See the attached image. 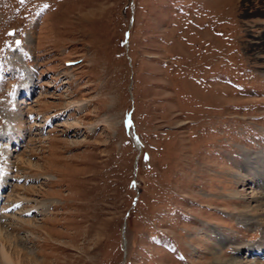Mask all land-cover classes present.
Masks as SVG:
<instances>
[{
    "label": "rangeland",
    "instance_id": "obj_1",
    "mask_svg": "<svg viewBox=\"0 0 264 264\" xmlns=\"http://www.w3.org/2000/svg\"><path fill=\"white\" fill-rule=\"evenodd\" d=\"M247 4L0 0L2 139L18 114L29 120L22 147L9 159L0 152L14 205L2 227L18 241L32 232L25 257L251 259L245 248L264 240V226L237 211L264 195L258 172L240 165L244 149L264 152V53L246 49L264 14L246 16L261 8ZM38 202L47 207L20 215L33 224L21 225L14 212Z\"/></svg>",
    "mask_w": 264,
    "mask_h": 264
},
{
    "label": "bare ground",
    "instance_id": "obj_2",
    "mask_svg": "<svg viewBox=\"0 0 264 264\" xmlns=\"http://www.w3.org/2000/svg\"><path fill=\"white\" fill-rule=\"evenodd\" d=\"M248 1L250 2V0H243L244 5H249V4H247V3H249ZM259 4L261 5L260 6L261 8H259L258 10H254V11L245 10L244 14L246 16H252L255 14L259 15V11H262V14H264V0H259ZM246 49H248L250 52H253L255 54L256 53H264V28L259 32L258 35L256 34V35L252 36V38L248 41V46ZM21 88L23 89V87H21ZM31 89H33V85L28 86V88L26 90L30 91L29 94L32 98L33 96L31 95V93H33L34 90H31ZM86 101L87 100H83L82 102L78 101L79 103H75V104L79 107L84 106L86 104ZM25 102L26 101L23 100V101L19 102L18 104L23 105ZM29 103L30 102H27V104H29ZM28 121L26 119H24V117L22 115H20V114L17 115V123H16L17 129H15L14 131H8V133H6L8 135V136H6V138L8 139L9 142H12V143H15L17 141L20 142L19 139L22 138L20 132L26 129V126H27L26 123ZM35 126H39V125L35 124ZM75 126L78 127L77 124ZM30 128H28V129L30 130ZM133 134L134 133H132L133 139L136 137V140H137L138 139L137 136L135 134L134 135ZM137 143L139 144V141H137ZM243 151H244L242 154L243 163H240V165L243 164V166L247 170H249V172L253 171L254 174H256L258 172L257 178H259L261 176V178L264 180V152L259 153L260 151L256 152V151L249 150V149H246V150L244 149ZM18 159H19L18 161H20V163L22 162L25 165H29V166L31 165L32 166V163L30 160H25L21 156ZM234 164L237 165L236 167L238 168V164L236 162ZM7 173H6V175H7ZM235 176H236V174H235ZM251 178L254 180L253 176ZM5 179L6 178H4L3 180H0V185H3L6 182ZM252 197H253V199H255L254 195ZM26 199L25 198H24V200L22 199L23 203L30 202ZM256 199H257V197H256ZM258 200L259 201H257V204H255V205H250V204L244 205L243 210L237 211V212L243 213L245 216H249V217L253 216L257 220L256 222H259L260 224H262L264 226V195L260 196V199H258ZM0 202H2L1 198H0ZM29 204H31V203H29ZM9 207H10V205H8V203H6V202H5V205L3 203L2 207H0L2 212H4L2 217H0V264H41V261H39L37 258H35L34 255L25 257V251H24L25 249L23 246H24L25 240L30 236V234H32L31 231H25V234L23 235V237L19 238V241H18L14 238H11L12 236H9V234L6 232L5 228L2 227V225L4 224L3 222H5V220L9 219V217L11 216L7 212V209H9ZM45 207H47V205L44 202H38V203H35L33 205H30L28 207V209H26L27 207L25 208V206L22 208L19 207L18 210L15 211L14 213L19 215L16 218L18 219V222H20L21 225L31 224L33 226L32 219H30V218L25 219L24 216H20V215L26 214L28 216V214L33 213L36 210H38V211L40 209L42 210V208H45ZM6 222H7L6 224H8V220ZM6 234H7V236H6ZM245 250L249 254V256L251 257V259L247 262H244V263H237V262H235L234 258H227L226 256H224L221 253H220L221 256L220 255L216 256V259L218 261H220L219 262L220 264H264L263 261H261V259H260L261 257L264 256V240L263 241L260 240V242L256 245H249L248 244L247 247L245 248ZM224 257H226V258H224Z\"/></svg>",
    "mask_w": 264,
    "mask_h": 264
},
{
    "label": "water",
    "instance_id": "obj_3",
    "mask_svg": "<svg viewBox=\"0 0 264 264\" xmlns=\"http://www.w3.org/2000/svg\"><path fill=\"white\" fill-rule=\"evenodd\" d=\"M134 141H135V143L137 144V145H139L138 143H137V141H139L138 139L136 140V137L134 138Z\"/></svg>",
    "mask_w": 264,
    "mask_h": 264
}]
</instances>
